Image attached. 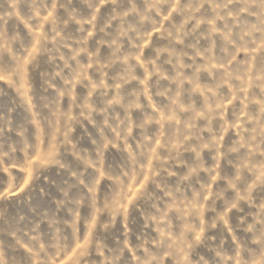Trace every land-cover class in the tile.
<instances>
[{"label":"rangeland","instance_id":"obj_1","mask_svg":"<svg viewBox=\"0 0 264 264\" xmlns=\"http://www.w3.org/2000/svg\"><path fill=\"white\" fill-rule=\"evenodd\" d=\"M0 264H264V0H0Z\"/></svg>","mask_w":264,"mask_h":264}]
</instances>
